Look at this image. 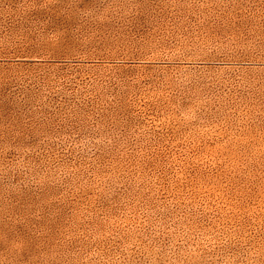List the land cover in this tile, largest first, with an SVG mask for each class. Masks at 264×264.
<instances>
[{"label":"rangeland","instance_id":"obj_1","mask_svg":"<svg viewBox=\"0 0 264 264\" xmlns=\"http://www.w3.org/2000/svg\"><path fill=\"white\" fill-rule=\"evenodd\" d=\"M0 264H264V0H0Z\"/></svg>","mask_w":264,"mask_h":264}]
</instances>
